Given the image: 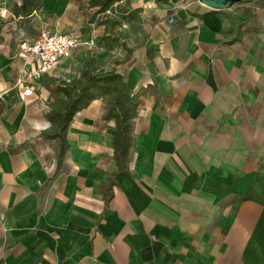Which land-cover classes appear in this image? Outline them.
I'll list each match as a JSON object with an SVG mask.
<instances>
[{"label": "crops", "instance_id": "crops-1", "mask_svg": "<svg viewBox=\"0 0 264 264\" xmlns=\"http://www.w3.org/2000/svg\"><path fill=\"white\" fill-rule=\"evenodd\" d=\"M128 5L132 64L115 72L126 78L132 109L130 176L117 180L102 220V185L114 170L109 102L98 97L76 114L59 162L60 140L42 134L55 132L49 116L67 104L59 105L64 72L33 82L34 98L13 90L30 69L19 44L44 25L62 30L78 5L44 0L23 19L0 16V264H264L257 9ZM157 210L162 221L148 217Z\"/></svg>", "mask_w": 264, "mask_h": 264}, {"label": "rangeland", "instance_id": "rangeland-1", "mask_svg": "<svg viewBox=\"0 0 264 264\" xmlns=\"http://www.w3.org/2000/svg\"><path fill=\"white\" fill-rule=\"evenodd\" d=\"M16 1L18 0H0V9H13ZM89 1L75 0L78 5L77 9L66 14V17L63 18L65 27L59 30L76 34L83 44L90 42L91 39L94 40L93 47L81 45L79 55L77 57L73 55L72 58L60 66L65 75L61 77L58 85L62 96L59 105L62 108L68 100L63 90L67 88L72 91V86L78 85L83 80L82 74L84 71L99 75L103 72L125 70L132 64L131 57L134 51V45L132 44L134 42L132 36H129V29L125 26L128 21H131L129 14H127L130 10L128 2L131 3V0L123 3L118 10L119 14L112 12L111 15H97L95 19H93L95 10L90 9ZM249 4L257 9L256 14L258 16H256L258 17L259 29L256 36L257 41H262L264 39V1L257 3L244 2L240 5L249 6ZM101 95L110 104L115 100L113 95H105L99 92L98 96ZM148 217H153L156 221H162L160 217L165 218L162 210H157V214L152 212V216Z\"/></svg>", "mask_w": 264, "mask_h": 264}, {"label": "trees", "instance_id": "trees-1", "mask_svg": "<svg viewBox=\"0 0 264 264\" xmlns=\"http://www.w3.org/2000/svg\"><path fill=\"white\" fill-rule=\"evenodd\" d=\"M123 1L126 0H90V9L95 10L93 19L97 15L108 11L114 4ZM43 2V0H18L11 11L15 15H21L24 18L37 13L42 8ZM253 12L256 13L254 9ZM247 14L250 16V12ZM82 79L78 85L72 86V91L67 88L63 90L68 99L64 110L53 112L49 116L50 121L56 126V130L54 133H44L42 136L60 140L58 160L61 162L66 152L68 129L76 114L88 107L90 102L97 99L99 92L115 96L114 102L109 103L110 108L105 116L106 121H115L114 128L108 131L114 137V170L109 174L107 183L102 185L106 205L103 216L100 219L102 220L114 196L113 188L117 186V180L122 176H130L128 162L130 151L133 147L132 109L129 104L126 78L123 75L116 72H103L99 75H94L84 71Z\"/></svg>", "mask_w": 264, "mask_h": 264}, {"label": "built area", "instance_id": "built-area-1", "mask_svg": "<svg viewBox=\"0 0 264 264\" xmlns=\"http://www.w3.org/2000/svg\"><path fill=\"white\" fill-rule=\"evenodd\" d=\"M188 1V0H187ZM121 3L114 4L108 11L99 15L119 14ZM0 16L5 19L19 20L8 8L0 9ZM81 45L93 47L94 40L83 44L76 34L71 32L52 31L49 26L40 28L38 35L31 41H22L19 44L17 57L30 69H24L22 76L17 80L13 90L19 92L22 101L35 97L33 82L40 81L46 75L54 73L65 60L73 56L74 51ZM1 97V95H0Z\"/></svg>", "mask_w": 264, "mask_h": 264}, {"label": "water", "instance_id": "water-1", "mask_svg": "<svg viewBox=\"0 0 264 264\" xmlns=\"http://www.w3.org/2000/svg\"><path fill=\"white\" fill-rule=\"evenodd\" d=\"M212 11L221 12L231 10L236 5L244 2H262L264 0H193Z\"/></svg>", "mask_w": 264, "mask_h": 264}]
</instances>
